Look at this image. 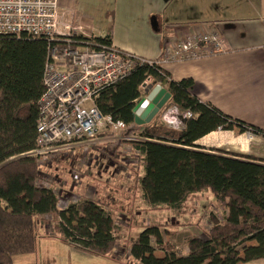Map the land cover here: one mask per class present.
I'll return each instance as SVG.
<instances>
[{
  "label": "trees",
  "instance_id": "1",
  "mask_svg": "<svg viewBox=\"0 0 264 264\" xmlns=\"http://www.w3.org/2000/svg\"><path fill=\"white\" fill-rule=\"evenodd\" d=\"M51 47L124 53L112 46L111 25L102 38L73 35L69 43L59 36L50 42L43 37L0 36V264H29L17 262V257L34 256L39 221L45 217L51 222L48 235L95 257L113 261L119 237L104 200L86 199L80 193L78 204L61 210L51 191L37 186L42 168L28 153L36 147L38 102ZM156 85L169 99L149 123L140 126L138 136L143 140L128 143L137 156L136 168L104 180L110 185L108 199L124 195L120 189L127 191L134 184L144 195L147 183L152 207L180 210L191 195L209 193L222 215L219 219L210 214L209 226L203 229L195 224L204 238L191 235L182 254L163 241L167 231L163 224L146 225L128 245V257L117 263L239 264L264 259V159L195 145L217 130L262 139L264 130L199 101L192 94L191 78L174 81L161 65L141 60L100 91L94 105L100 114L130 124L145 87ZM171 108L191 113L178 129L162 122ZM128 173L133 183L123 185L120 180ZM156 250L164 256L155 257Z\"/></svg>",
  "mask_w": 264,
  "mask_h": 264
},
{
  "label": "crops",
  "instance_id": "2",
  "mask_svg": "<svg viewBox=\"0 0 264 264\" xmlns=\"http://www.w3.org/2000/svg\"><path fill=\"white\" fill-rule=\"evenodd\" d=\"M57 8L58 31L102 38L111 25L112 46L147 61L160 56L170 26L215 27L224 53L161 66L174 81L191 78L192 94L202 103L264 130V0H57ZM195 145L264 159V139L237 131L217 130ZM98 161L86 173L85 186L102 182L109 171L121 176L107 161ZM55 167L61 173L59 165ZM128 174L127 179L134 180ZM190 231L204 238L199 228ZM154 256L162 258L164 252L156 250ZM239 264H264V259Z\"/></svg>",
  "mask_w": 264,
  "mask_h": 264
},
{
  "label": "built area",
  "instance_id": "3",
  "mask_svg": "<svg viewBox=\"0 0 264 264\" xmlns=\"http://www.w3.org/2000/svg\"><path fill=\"white\" fill-rule=\"evenodd\" d=\"M57 0H0V36L43 37L48 42L63 37L70 42L72 30L57 29ZM156 60H143L127 53L89 48H50V62L43 72L44 92L38 102L36 147L28 155L36 157L41 168L56 160H68L72 172L71 193H64L53 179L41 173L37 186L50 190L56 206L65 209L78 204L81 196L75 192L90 167L101 157L108 156L117 173H126L137 166V156L129 142L143 140L138 136L140 126L125 124L100 114L94 99L105 87L125 76L136 60L163 65L212 57L226 51L219 31L209 24L170 26ZM191 113L166 111L162 120L169 128L178 129ZM133 155L129 160L125 155ZM48 164V165H47ZM55 184L56 186H54ZM84 198L92 196L88 190Z\"/></svg>",
  "mask_w": 264,
  "mask_h": 264
},
{
  "label": "rangeland",
  "instance_id": "4",
  "mask_svg": "<svg viewBox=\"0 0 264 264\" xmlns=\"http://www.w3.org/2000/svg\"><path fill=\"white\" fill-rule=\"evenodd\" d=\"M162 122L164 121L162 120ZM242 146L240 148H244ZM125 156L131 161L136 160L131 154ZM100 159L105 160V162H112L110 160L112 158L109 155ZM56 161V163L43 166L42 172L46 174L47 178L53 179L57 186L60 185L64 193H71L73 186L71 185L70 175L72 172H79L81 170L76 167L70 168L68 160ZM56 164L59 165V170L61 171L59 174L55 167ZM110 174V171L109 173L107 172L105 174L106 178H103L102 182L98 184H88V186L84 185L83 188H75V192L77 194H85V191L88 190L92 199H97L98 201L104 200L106 202L107 211L111 215L115 227L118 229L116 233L119 236L113 252V261L108 258L88 256L80 248L68 246L58 237L48 235L51 233V222H49L48 217H45L39 221L34 256L32 258L17 257V262L29 264H121L117 263V261L123 258V256L124 258L128 257V245L140 234L144 226L151 224H163L167 228V231L163 232L165 244H169L177 253L182 254L186 252L185 243L187 238L193 235L190 231L191 227L195 228L198 224L203 229L209 226L207 221L210 214L219 218L222 215V209L216 206L209 193L191 195L186 199L180 210L166 207H152L147 183L144 185V195L142 192H139V188H131L127 189L124 195H118L115 200L108 199L110 185H106L107 183L104 180L110 178ZM120 181L123 185L133 183V179L131 178H122ZM55 184L53 185L56 186ZM134 187H137V185L134 184ZM74 249L81 250L83 253Z\"/></svg>",
  "mask_w": 264,
  "mask_h": 264
},
{
  "label": "water",
  "instance_id": "5",
  "mask_svg": "<svg viewBox=\"0 0 264 264\" xmlns=\"http://www.w3.org/2000/svg\"><path fill=\"white\" fill-rule=\"evenodd\" d=\"M145 95L134 105V123L143 126L149 123L169 99V94L160 86L145 87Z\"/></svg>",
  "mask_w": 264,
  "mask_h": 264
}]
</instances>
